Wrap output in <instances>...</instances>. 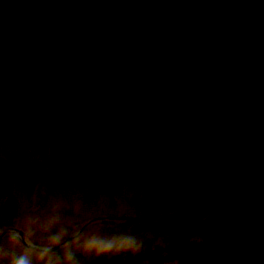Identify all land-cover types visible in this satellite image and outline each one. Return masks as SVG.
<instances>
[{"label": "rangeland", "instance_id": "rangeland-1", "mask_svg": "<svg viewBox=\"0 0 264 264\" xmlns=\"http://www.w3.org/2000/svg\"><path fill=\"white\" fill-rule=\"evenodd\" d=\"M259 111L264 0H0V229L50 247L92 216L203 217L264 176ZM250 192L200 227L98 222L52 253L9 234L0 264H261Z\"/></svg>", "mask_w": 264, "mask_h": 264}, {"label": "clouds", "instance_id": "clouds-1", "mask_svg": "<svg viewBox=\"0 0 264 264\" xmlns=\"http://www.w3.org/2000/svg\"><path fill=\"white\" fill-rule=\"evenodd\" d=\"M18 264H25V261L21 260L18 262Z\"/></svg>", "mask_w": 264, "mask_h": 264}, {"label": "water", "instance_id": "water-1", "mask_svg": "<svg viewBox=\"0 0 264 264\" xmlns=\"http://www.w3.org/2000/svg\"><path fill=\"white\" fill-rule=\"evenodd\" d=\"M249 186H247L246 188H248Z\"/></svg>", "mask_w": 264, "mask_h": 264}]
</instances>
